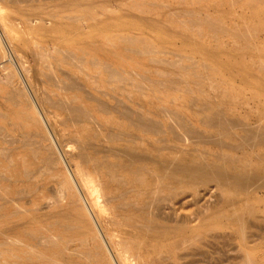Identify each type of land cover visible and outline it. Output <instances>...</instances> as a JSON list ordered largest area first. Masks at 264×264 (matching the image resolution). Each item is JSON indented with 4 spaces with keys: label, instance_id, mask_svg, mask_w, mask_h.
<instances>
[{
    "label": "bare ground",
    "instance_id": "6f19581e",
    "mask_svg": "<svg viewBox=\"0 0 264 264\" xmlns=\"http://www.w3.org/2000/svg\"><path fill=\"white\" fill-rule=\"evenodd\" d=\"M106 1L4 0L12 9L0 11V43L9 51L11 42L21 51L35 43L31 71L37 94L35 103L24 88L14 85V71L2 72L7 66L0 45V91L5 90L15 109L8 113L14 120L0 124V190L9 185H4L6 180L22 181L37 198L40 184L35 185L41 179L51 180L55 187L51 197L33 201L35 206L25 216V225H35L30 236L35 250L24 259L34 262L37 255L42 264H115L60 164L44 118L55 133L66 135L65 145L75 143L77 152L71 158L119 263L201 264L196 257H207L212 244L225 238L226 227L232 225L245 244L232 264H264L247 247L254 234L245 231L257 219L258 198L240 197L264 189V105L258 104L254 122L233 116L241 105L247 119L252 107L245 104L264 93V40L260 36L264 0H260L263 5L250 3L234 18L196 13L183 21L169 17L172 29L150 19L151 29L180 36L178 49H188L191 54L186 57L197 59L199 65L160 56L164 44L175 41L133 37L130 33L139 25L132 20H101ZM100 23L106 24L103 32L115 26L120 46L135 45L137 53L159 66L163 79L149 81L139 76L134 80L98 58L108 51V43L87 37L89 28ZM178 76L186 83L188 96L195 89L200 91L196 98H187L192 114L211 111L200 125L187 123L166 105L156 106V113L143 106L130 109L122 99H108L105 89L108 83L132 78L130 91L162 99L170 94ZM232 80H239V85ZM115 87L118 92L120 86ZM166 112L171 119L168 124L150 116ZM169 133L176 141L204 148L180 147L174 156L175 149L165 143ZM222 143L241 150L242 156L208 148L225 147ZM259 147L263 150L258 151ZM86 166L92 168L90 172ZM210 181L223 192L227 208L220 206L204 215L180 213L176 194ZM2 222L10 225L13 219ZM11 249H0V256L19 262L21 256L10 254Z\"/></svg>",
    "mask_w": 264,
    "mask_h": 264
},
{
    "label": "rangeland",
    "instance_id": "374dc122",
    "mask_svg": "<svg viewBox=\"0 0 264 264\" xmlns=\"http://www.w3.org/2000/svg\"><path fill=\"white\" fill-rule=\"evenodd\" d=\"M250 3L260 4V0H107L105 2V10L103 11V13L99 14V18H101V20L103 21L105 20L111 23H116L120 18L132 20L139 25V28L134 29V31L130 33L133 37H147L150 39H154L155 37H162L163 39H171L175 41L176 44L171 42L164 44L166 46H163L161 48L162 51L159 53L160 56L170 59L179 58L184 63H191L194 65V62H196V64L199 65V61L197 59L186 57V55L188 56L189 54H191L188 49H178V47L182 46L180 36H173V31L158 32L154 29H151V27H149L150 19L158 22L161 26L172 29V26L169 23V17L183 21L191 18V16L196 13L201 17L208 15L213 16L215 14H227L228 18H234L237 12L242 11L243 8H247ZM11 7V3H5L4 0H0V11L11 10ZM184 12H187L188 14H184ZM104 26H106V24L100 23L99 25H93L88 30V40L97 38L103 42L108 43V51L102 55L99 54V57L97 56L98 58H102L110 66L114 67L116 70H118L123 75H126L127 77L129 76V74L132 75L134 80L136 78H139V76H142L149 81H157L163 79V73L159 71V66L149 62L147 56L137 53L135 51V49L137 48L135 45L125 44L120 46L121 41H119L118 37L120 35L116 34L117 30L114 25H112L114 27H109L108 30L103 32L101 28H103ZM141 28L143 29V31H141ZM195 28L197 27H193V29ZM113 35L114 37H111ZM260 36L262 40H264V32ZM0 45L2 49V57H4L3 60L7 66L2 70V72L5 73L7 71H14V85L18 88H24L26 93L29 94L32 100H37L36 87L32 78L31 71L33 68L32 65L34 66L33 60L31 59V52L33 51V47L35 46L34 41L30 43L29 47L26 48V50L22 51L21 49H18L16 47L14 42L9 43L11 51L6 48L7 46L3 43V41H1ZM8 55L10 56V58ZM90 57L93 56H89V58ZM201 63L202 62L200 61V64ZM26 68L29 70V73L26 72L28 71ZM20 71L22 72L23 76H21ZM2 72H0V77ZM17 72H19V74H17ZM133 79L125 78L123 81L108 83V85L105 87L108 93V99L119 98L122 99L123 105L128 106L130 109H139L141 106H143V108L146 109H153L152 112L156 111V106L166 105L169 110L176 109L178 111V115L184 118L187 123L191 124L195 122V124L197 125H200L199 121L203 120V117H205V115L208 116L207 114L211 112H204L203 114L196 116L192 114L190 108L187 107V105L190 104L187 98L191 96L196 98V96H199L197 94H199L198 92L200 91L195 89L188 96L186 83L183 82L184 80H182L179 76L176 77L175 83H172L173 89L170 91V94L162 99L159 97H151L147 94L139 95L138 93L130 91L131 83L134 82L131 81ZM231 82L234 83L235 86L239 85V80H232ZM116 85L120 86L118 92H116V90H113L114 88H116ZM244 95L246 94H243L242 96ZM256 97L257 99H251L248 104H245L249 107H252L248 110L249 115L247 119H244L245 117L242 115L243 112H246V109L242 108L243 106L241 105V108L237 110L233 116L239 118L240 120L243 119L247 122H254L257 117L255 110L258 104L264 105V93L258 94ZM152 104L154 105V107H151ZM197 104L202 105V102L198 101ZM14 110V107L7 99L5 90H1L0 124L12 122L13 118L10 117L8 113L10 112L12 114ZM169 112L164 113V115H156V112L150 113V116H152L156 120L158 119L160 123L162 122L161 124H163V122H165L164 124H168L171 121ZM42 121L44 126L46 125L45 128L50 136L51 144L60 159V164L64 172L69 175L74 184L76 192L78 193L80 198V203L86 208V211L88 215H90L91 220L93 219L92 223L96 230L98 229V233L101 234L100 236L102 237L106 249L108 250L114 263L121 264L119 263L115 255V251L113 250L111 245H108V239L103 228V223L97 215V211L93 205L92 198L84 188L74 165V160L73 158H71V155L77 152L75 143L73 141H70L68 145H65L63 138H66V135L65 137H61L52 130L49 121L44 118ZM15 133L16 132H14V134ZM175 133H178V131H176ZM225 140L227 141L228 138H226ZM165 143L166 146L169 147V149H175L173 151L174 156L176 154L175 151L180 147L187 148L188 151H192L194 150V148H204L203 145L197 146L183 141H176L174 139L173 133L167 134ZM224 143H222L225 146L222 147L223 149L220 145H208V148L215 153L219 151H228L229 153H233V155H235L236 157L242 156L241 150L230 149ZM256 149L258 151H261L262 148L260 149L259 147ZM210 158L213 159L212 157ZM86 169L90 172L92 168L90 166H86ZM7 182H9L8 186ZM4 185H6L7 187L0 190V195L2 191L4 195V198L0 196V202L6 201L4 202L2 209L0 210V249H7L9 246H11L12 249L10 251V254H13L14 256H21V260L17 263L10 261L8 262L0 256V264H42L40 259H38L39 256L37 255H34L33 257L34 262H32L31 260L26 261L24 259V256L28 255V251L32 249L35 250V244L33 243L35 241L30 238V236L32 237L31 231L34 230L35 225L27 226L24 222L27 212H29L31 208L35 206L33 201H40L44 199L43 197L47 199L55 193L54 182L48 179H41L35 185V187L39 186L40 188L38 190L39 196H37V198L32 197L29 191H27L25 182H11L10 180H6L4 181ZM176 195L177 199L175 206L180 213L200 212L201 215H204L210 212V210H215L220 206L227 208V203L224 201L223 192L216 186L214 182L211 181L201 185H197L194 189L191 190H181ZM240 197H245L247 198L246 200L249 201H251L252 197L258 198V200L256 199L257 202L255 201L257 204L256 207L258 209L257 219L255 220V218H253L255 220V224L246 227L245 231L248 235L251 233L254 234L253 236L249 237L250 242H247V247H249L253 253L261 256L264 260V189L253 190L246 194V196L240 195ZM210 203H213L212 206ZM7 217H11L13 219V222L10 225H8L7 223L4 224L2 222V220ZM225 230L227 233L226 237L218 239L212 244L213 247H210V249L208 250L207 257H196L199 263L201 262V264H206L209 261H212L211 264H232L234 261H236V259L234 258L239 254L240 248L245 246V244L243 243L244 241L241 240V238L236 234L234 226L229 225Z\"/></svg>",
    "mask_w": 264,
    "mask_h": 264
}]
</instances>
